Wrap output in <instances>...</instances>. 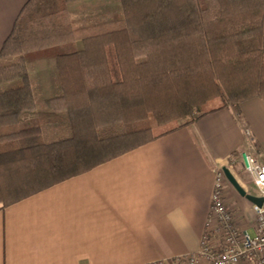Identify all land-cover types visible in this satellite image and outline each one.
Wrapping results in <instances>:
<instances>
[{
	"label": "trees",
	"instance_id": "16d2710c",
	"mask_svg": "<svg viewBox=\"0 0 264 264\" xmlns=\"http://www.w3.org/2000/svg\"><path fill=\"white\" fill-rule=\"evenodd\" d=\"M77 1L28 0L0 51L16 59L0 67V210L264 97V0H120V19L75 28ZM74 43L38 111L28 57Z\"/></svg>",
	"mask_w": 264,
	"mask_h": 264
},
{
	"label": "crops",
	"instance_id": "0c3cea01",
	"mask_svg": "<svg viewBox=\"0 0 264 264\" xmlns=\"http://www.w3.org/2000/svg\"><path fill=\"white\" fill-rule=\"evenodd\" d=\"M27 2L0 0V51ZM119 5L86 0L67 9L72 24L84 28L118 20ZM85 13L90 24L77 17ZM32 114L23 123L37 125ZM250 152L264 161V97L243 102L239 113L212 112L0 210V264H146L194 254L207 231L218 169L243 167ZM241 186L258 196L254 185ZM224 195L234 226L254 237V205L229 182Z\"/></svg>",
	"mask_w": 264,
	"mask_h": 264
},
{
	"label": "built area",
	"instance_id": "2783aa9c",
	"mask_svg": "<svg viewBox=\"0 0 264 264\" xmlns=\"http://www.w3.org/2000/svg\"><path fill=\"white\" fill-rule=\"evenodd\" d=\"M246 137H251L249 130ZM246 175L257 190L258 197L264 198V161L257 152L244 153L241 157ZM234 175V167L226 166ZM228 180L222 169L216 173L211 198L207 231L202 238L200 249L190 255L172 261H157L146 264H264V208L254 205L255 236L240 231L234 226V218L226 205L224 187ZM219 241L220 249L215 247Z\"/></svg>",
	"mask_w": 264,
	"mask_h": 264
},
{
	"label": "rangeland",
	"instance_id": "374dc122",
	"mask_svg": "<svg viewBox=\"0 0 264 264\" xmlns=\"http://www.w3.org/2000/svg\"><path fill=\"white\" fill-rule=\"evenodd\" d=\"M82 1H86V0H82ZM79 2V1H77ZM74 3V2H72ZM120 11L118 13L116 17V19H120L122 17V9H121V4L119 5ZM111 9H118V7L116 8V5L112 6ZM87 14V15H86ZM86 16L84 15H78V19L80 18H84L83 22H85L86 24H90V18L88 13H85ZM74 17V16H73ZM106 20H111V19H106ZM106 22V21H104ZM78 25V24H76ZM74 26L75 28L77 26ZM80 44L79 43H74L73 45H67L64 47H60V48H55V49H51L46 51L44 54L42 55H32L30 58L28 57V68H29V72H30V79H31V84H32V89L36 98V103L38 106V111L43 108L46 105V102L50 99L59 97L62 93L61 91V85H60V81H59V77H58V73L55 67V59H54V55L59 53V52H68V51H73V50H78L80 49ZM16 59H0V67L13 63L15 62ZM3 92V91H0ZM220 105L219 101H215L210 103L206 108H213ZM37 111V112H38ZM26 115H33L32 112H29ZM28 116V117H30ZM26 119H28L26 117ZM31 120V117H30ZM26 124L31 125V126H35L32 122H26ZM37 125H39V123H37ZM236 174V173H235ZM234 175V174H233ZM235 178L237 179V181L240 183V185H244V184H248V185H253L252 181L250 180V178L247 175H244V179L242 180L241 177L240 179L238 178L239 176L234 175ZM237 193V191H236ZM221 244L219 243V241L216 243L215 247H217V249H220Z\"/></svg>",
	"mask_w": 264,
	"mask_h": 264
},
{
	"label": "water",
	"instance_id": "95a60500",
	"mask_svg": "<svg viewBox=\"0 0 264 264\" xmlns=\"http://www.w3.org/2000/svg\"><path fill=\"white\" fill-rule=\"evenodd\" d=\"M223 172L228 182L242 197L246 198L253 205L259 208H264V198L248 194L228 168H224Z\"/></svg>",
	"mask_w": 264,
	"mask_h": 264
}]
</instances>
